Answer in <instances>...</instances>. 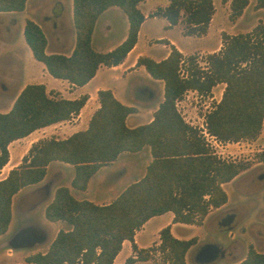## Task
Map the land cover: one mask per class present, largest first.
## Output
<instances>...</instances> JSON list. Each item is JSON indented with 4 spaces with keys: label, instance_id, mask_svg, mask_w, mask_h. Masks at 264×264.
Returning a JSON list of instances; mask_svg holds the SVG:
<instances>
[{
    "label": "trees",
    "instance_id": "trees-1",
    "mask_svg": "<svg viewBox=\"0 0 264 264\" xmlns=\"http://www.w3.org/2000/svg\"><path fill=\"white\" fill-rule=\"evenodd\" d=\"M28 0H0V12L23 11ZM145 0H73L76 42L70 55L47 53V37L35 21L27 19L24 38L34 58L48 73L77 86L93 78L101 65L123 62L138 40L144 14L138 4ZM249 0H231L230 19L235 20ZM117 6L128 18L126 38L112 50L103 52L92 46L97 19L106 9ZM264 8V0L259 1ZM215 13L213 0H170L152 16H162L170 26L184 24L187 35H202ZM191 67L181 73L184 55L172 44L168 56L156 61L140 56L151 77L164 81V99L146 124L129 127L127 116L135 107L121 103L110 89H99V108L84 130L60 139L42 138L33 142L21 162L0 180V235L7 232L12 219L13 197L24 187L38 184L47 174V166L60 161L74 167L71 187L85 191L91 177L122 152L150 147L152 161L139 180L130 183L113 201L96 204L78 199L68 186H58L45 207L51 222L64 221L70 227L60 229L45 252L25 257V264H114L123 242L130 240L136 258L123 264L149 258V250L139 249L134 236L150 218L171 211L173 222L201 225L211 208L228 201L223 185L232 181L249 165L225 160L212 151L203 133L188 123L176 102L189 91L208 94L224 83L222 97L204 116L207 131L222 142L255 139L264 122V24L258 23L246 33H222V47L209 53L204 69L188 56ZM88 99L81 95L65 98L47 91L43 83L26 84L11 109L0 112V169L9 161V144L33 131L69 120L79 114ZM196 237L179 239L170 226L160 230L155 248L168 264H186L188 250ZM19 264V263H17ZM235 264H264V252L249 247L246 257Z\"/></svg>",
    "mask_w": 264,
    "mask_h": 264
},
{
    "label": "crops",
    "instance_id": "crops-1",
    "mask_svg": "<svg viewBox=\"0 0 264 264\" xmlns=\"http://www.w3.org/2000/svg\"><path fill=\"white\" fill-rule=\"evenodd\" d=\"M31 1L32 0L27 1L26 7L23 11L0 12V16L2 14H5V19H2L0 17V112L9 111L17 95L20 93L22 88L29 83H43L45 84L47 91L54 90L55 92H59L60 95L65 98L75 99L80 97L81 95H87L88 99L85 105L81 108L79 114L73 116L71 119L37 129L29 135L11 142L8 146L10 158L8 163L2 169H0V180L7 176L11 168L17 166L21 162V159L23 157V155H21L23 147L16 149V152L14 153V160L11 161V157L13 156L11 152V146L16 142L29 138L35 132L51 126H59L63 128L62 130L64 132H67V136H55L56 138L60 139L66 138L76 131L86 129L89 125V120L92 114L100 106L98 98L99 89H110L114 96L121 103L136 108L135 112L127 116L126 123L129 127H135L151 122L153 120L155 111L164 99V81L151 77L144 66L136 65V62L140 56H149L156 61H160L168 56L172 44L184 56H188L198 50L207 53L218 52L221 48L220 46L216 48H209L204 44L205 40L211 34L214 18L217 13V6L215 3L216 0H213L215 5V13L210 21L208 30L205 34H202L200 36L185 34L183 22H179L176 25L170 26L165 17L150 16V14H153L158 8L167 6L170 0H165L164 4L162 5L152 6L149 12H145L142 7L144 4L150 2L151 0H145L138 4L139 9L145 16V19L139 29L138 40L135 46L129 51L123 62L116 66L101 65L93 78H91L86 84L77 86L69 83L67 80L51 76L46 70L44 64L42 66L39 65L38 62L40 61L38 60L32 61V64L33 69L35 67H39V73L35 72L32 67L28 69L21 57L15 53L13 48L16 44L17 39L19 38L20 40H22V36L24 37V26L27 18L35 21L43 29L47 37V53H63L66 55H70L75 46L76 31L73 22V0H70V9L68 10L69 13L66 15V17L63 7V1L59 0L58 2H56V4L59 5L60 8L59 12H56V10L52 9L47 13H44L43 20L45 23L30 15L29 9H32L34 6L32 5ZM228 2L230 3L231 0H229ZM22 13H24L23 15L25 16V19L23 20H20L18 17H16V15H14ZM149 20H157L161 23V29L159 30V32H156L152 27L148 26ZM121 23H123V29H120ZM128 28L129 22L127 15L119 7L112 6L106 9L100 14L95 24L91 38L93 48L103 52L112 50L126 38ZM174 30H178L182 34L184 40L193 43L191 50L186 49L171 35V32H173ZM48 31L52 33V38L49 37ZM113 33H116L118 35L113 38ZM220 45L222 46L221 42ZM153 47H161L163 51L158 54V56H155L152 53ZM138 72L144 74L143 81L133 79L135 78L134 75ZM122 80L128 81L125 89L126 91L119 83ZM37 140L32 139L31 144ZM151 161L152 155L149 146H145L141 150L136 152H122L121 154H119L115 161L102 166L89 180L87 189L81 192H86L89 190V188H91V186H93L94 188L99 190L101 196L111 195L109 199L98 202V204L109 203L113 201L130 183L142 178L146 173L147 166ZM55 162L60 161H53L47 166V174L41 182L24 187L13 197L11 223L7 232L0 235V241L3 240L5 242L4 245L0 246V249H3V247H7L8 255H11L14 250L24 248L27 245H31L30 247H36V243L44 242L46 234L45 236L43 235V237L35 238L36 241L32 244H18L13 241V238L17 236L16 234L19 231L27 228V226L29 225L26 226L24 224H16L15 232L11 233L10 230L12 222L14 221L15 212H24L25 208L24 206H21V199L24 198V200L26 201V199H28V196L35 191H44V193L48 195V199L53 198L55 191L53 192V194L51 193V186H48V176L50 174V169ZM62 166L67 167L68 164L65 162H60L58 167L54 170L53 177H63L64 171L62 169ZM125 177L130 178L129 180L124 181ZM69 188L75 195L73 190H77L72 188L71 185ZM47 204L48 203H46L45 205ZM45 207L46 206H44V209ZM218 209L219 208H216V210ZM212 213V211L209 212L202 226L206 224L208 218ZM173 216V213L169 211L150 218L135 233L134 241L137 244L138 248L147 249L153 244L158 246L160 244V230L168 225L171 228L172 234L179 239H190L196 236V234H185V231H179L178 229L180 228L179 226H182L181 224H184V226L182 227L188 229L192 228V230H194V227H202L199 225L196 226L195 224L175 223L173 222ZM37 227H39L40 230L45 233V229L41 228L39 225ZM200 241L201 240L199 239L197 243L192 247L199 244ZM50 243L47 244L45 250L37 251L45 252L48 249ZM204 246L205 245L198 247L197 251H195L194 255L198 264H218L219 261L216 260V258L210 260H199L197 258L199 251ZM35 251L36 250L27 252L24 255L23 261L10 263L0 261V264H25V257L31 253H34ZM189 252H187L185 257L186 264H190L188 259ZM136 255V252L133 250L132 242L130 240H125L123 242L122 249L114 259V264H123L128 257L136 258ZM129 264L154 263L150 258H148L146 260H135L134 262Z\"/></svg>",
    "mask_w": 264,
    "mask_h": 264
},
{
    "label": "rangeland",
    "instance_id": "rangeland-1",
    "mask_svg": "<svg viewBox=\"0 0 264 264\" xmlns=\"http://www.w3.org/2000/svg\"><path fill=\"white\" fill-rule=\"evenodd\" d=\"M58 1L59 0H32L31 3L34 6L32 9H29L30 15L45 23L43 20L44 13L52 9L59 12V5L56 4ZM61 1H63L66 17L70 9V0ZM228 1L229 0H216L215 2L217 13L214 18L211 34L204 42L205 46L209 48L222 47L220 42L222 43L223 32L231 35L246 33L252 30L258 23L262 22L264 24V8L259 7L260 0H249V5L235 20L230 19L231 9ZM164 2L165 0H151L144 4L142 8L145 12H149L152 6L162 5ZM23 14L24 13L14 15L20 20H23L25 19ZM4 15L5 14H2L0 17L5 19ZM150 16H152V14H150ZM148 26L152 27L156 32H159L161 29V23L157 20H149ZM120 29H123V23H121ZM48 34L50 38L53 37L50 31H48ZM116 35L118 34L113 33L112 37L115 38ZM171 35L186 49H192L193 43L184 40L182 34L178 30L171 32ZM21 39L22 40L19 38L17 39L13 49L15 53L21 57L28 69L30 67L33 69L32 61L37 60H35L32 55L23 36ZM162 51L161 47H153L152 49V53L155 56H158ZM208 54L207 52L198 50L190 55L196 57V62H194V64L206 69L208 65ZM188 56H184L186 61L182 64L181 73L184 75H187V69L189 66L191 67ZM38 63L41 66L43 65L41 62ZM33 70L39 73V67H35ZM134 77L133 79L138 81L144 80V74L141 72L136 73ZM119 83L125 90L128 81L122 80ZM224 87V83H219L215 85L208 94H200L194 90L187 91L177 103V107L184 119L202 131L205 127L204 116L220 101ZM62 129L63 128L59 126H51L35 132L29 138L16 142L11 146V152L13 154L11 161L14 160L16 149L23 147L21 155L27 152L32 139L37 140L55 136H67V132H64ZM211 149L222 159L244 161L248 163L249 167L232 181L223 185L228 194V201L218 210H216V208H211L210 212L212 211L213 213L204 226H202L204 224L203 221L202 224L199 225L202 227H194V230H192V228L188 229L182 227L184 224H181L182 226H179L180 228L178 230L181 232L185 231V234H196L194 237L197 238V241L199 239L201 240L199 244L188 250V252L190 251L188 254L190 264H198L194 255L195 251H197L198 247L207 244L217 245L220 248L219 255L216 257V260L219 261L218 264H235L246 257L250 246L259 252H264V122L260 134L255 139H242L237 142H222L218 147H214L213 145ZM59 164L60 162H55L53 164L48 176L49 182H47L49 183L48 186H51L52 194L58 186L65 185L70 187L74 174L73 167L68 164L67 167L62 166L64 171L62 178L53 177L54 170ZM129 178L130 177H125L124 181L129 180ZM73 192L77 198L88 199L96 204L111 197V195L101 196L99 190L93 186L86 192L74 190ZM48 198V195H46L44 191H35L28 196L26 201L24 198L21 199V206L25 208L24 212H15L14 221L12 222L10 230L11 233L15 232L16 224H24L26 226L39 225L41 228L45 229L46 238L44 242L36 243V247L27 245L24 247L25 249L21 248L14 250L11 255H8L7 247H3V249H0V261L5 263L23 261L24 255L27 252H32V250H36L35 252H37V250H45L47 244L50 243L60 229H68L70 227L64 221L51 222L46 219L44 206L51 200ZM25 231L26 230L19 231L16 234L17 236L13 238V241L18 244L35 243L36 236L32 234L29 235L30 233H26ZM4 243L3 240L0 241V246L4 245ZM156 247L157 246L153 244L147 248V250H149V258L154 264H168L167 261H165L164 253L155 249ZM210 249L211 247L205 248L199 254V259L209 260V258L213 256L212 250Z\"/></svg>",
    "mask_w": 264,
    "mask_h": 264
},
{
    "label": "flooded vegetation",
    "instance_id": "flooded-vegetation-1",
    "mask_svg": "<svg viewBox=\"0 0 264 264\" xmlns=\"http://www.w3.org/2000/svg\"><path fill=\"white\" fill-rule=\"evenodd\" d=\"M24 230H26L25 232L26 233H30L29 235H35L36 237L35 238H37V237H43V235L45 236V233L44 232H42L41 230H40V228L39 227H37V226H35V225H29V226H27V228H25ZM209 248V247H211V249L210 250H212V253H213V256L212 257H210L209 258V260L210 259H213V258H216L218 255H219V252H220V248L217 246V245H213V244H210V245H205L204 247H202V249L199 251V253H198V256H197V258L199 259V254L205 249V248ZM199 260H201V259H199ZM203 260V259H202Z\"/></svg>",
    "mask_w": 264,
    "mask_h": 264
},
{
    "label": "built area",
    "instance_id": "built-area-1",
    "mask_svg": "<svg viewBox=\"0 0 264 264\" xmlns=\"http://www.w3.org/2000/svg\"><path fill=\"white\" fill-rule=\"evenodd\" d=\"M179 101V100H178ZM178 101L176 102V105L178 103ZM204 135V137L206 138V141L208 142V144L212 147L214 145V147H218L220 144H222V142L220 140H218L216 138V136L210 134L208 131H207V128L204 127L203 130L201 131Z\"/></svg>",
    "mask_w": 264,
    "mask_h": 264
}]
</instances>
